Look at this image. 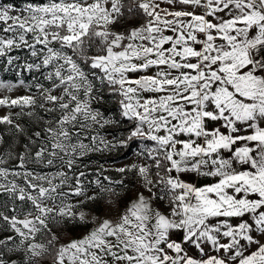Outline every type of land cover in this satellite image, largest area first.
I'll return each mask as SVG.
<instances>
[{
	"label": "snow or ice",
	"instance_id": "obj_1",
	"mask_svg": "<svg viewBox=\"0 0 264 264\" xmlns=\"http://www.w3.org/2000/svg\"><path fill=\"white\" fill-rule=\"evenodd\" d=\"M126 15L143 22L113 31ZM0 72L29 93L0 97L20 110L0 125L28 141L0 155L12 202L0 210V264H17L6 253L20 264H264V0H5ZM105 93L113 115L94 107ZM25 116L43 129L27 135ZM123 123L118 139L89 131ZM137 141L146 163L115 171H135L142 191L116 218L89 220L77 209L96 197L77 162ZM88 223L63 244L51 227Z\"/></svg>",
	"mask_w": 264,
	"mask_h": 264
},
{
	"label": "rangeland",
	"instance_id": "obj_2",
	"mask_svg": "<svg viewBox=\"0 0 264 264\" xmlns=\"http://www.w3.org/2000/svg\"><path fill=\"white\" fill-rule=\"evenodd\" d=\"M3 2V0H0ZM25 0L19 2L18 6L23 7ZM120 25V23L118 22ZM119 25L116 23L111 26L113 31L123 32ZM22 55V54H21ZM31 74L25 73L24 77L25 84L28 83V79H30ZM0 79L6 80L10 83L17 84L12 91H8L6 88H0V97L10 96L15 98L16 96L29 94L25 86H20L17 83V77L13 72H0ZM102 105L108 107L109 109H113L115 107V101L112 97L108 96L105 93V98L103 101L97 102L94 107L99 108L101 112H104L106 115H113L111 111L106 112ZM37 116H43L44 120L51 119L52 116H49L43 112L38 106L33 109ZM19 108H11L0 106V116L8 115L12 113L15 117V113L19 112ZM27 111V109H26ZM58 115V114H56ZM18 123H22L25 125L27 135H31L34 131H41L44 127V121L38 120L36 117L29 118L27 116L23 117L21 120L17 121ZM121 127L122 124H113L107 125L103 129H93L89 130L91 134H99L100 137L105 138L106 140H113L114 138H121L126 136L128 133L124 130L118 129V131L111 132L107 131L109 127ZM128 127V125L126 126ZM0 135H3L4 142L0 143V155L5 156L7 159L8 153H11L13 156L18 155L21 151H23V145L28 143L26 135L16 134L14 135L11 131H9V127L7 125H0ZM88 140H85V143H88ZM137 146L133 153L126 158L120 157L121 153L124 151L125 147H117L111 151H103V152H92L88 156L84 157L82 160L77 162L78 169L86 172L85 179V187L87 191V195L95 196L96 199L94 201H86L83 205H81L77 210L84 211L88 213V219L91 220L93 216L103 218H116L125 208L126 206L136 197V193L138 191H142L141 188V180L135 173V171H130L127 173H119L115 171V169L119 167H131L133 164H143L146 163L144 156L139 155L138 153L141 151L140 142H136ZM35 148H33V151ZM15 164V160H8L5 167H12ZM86 166V167H85ZM29 168H35L36 171H43L45 173L55 172L58 169L53 168H45L43 165L29 164ZM101 172L98 176L97 173ZM107 176L110 180H105L104 177ZM11 179V177H10ZM99 179L101 181V185H97L95 181ZM123 180L124 185L116 183L117 181ZM18 183H22V181H17ZM101 187L104 189H111V191H101ZM84 199L83 197H73L70 199L71 203H76L77 200ZM20 202H17L19 204ZM11 200L7 196V194L0 193V210H3L4 205L11 207ZM30 207V205H25V208ZM99 221H97L98 223ZM95 225L93 223H88L87 225L83 224H68L66 227L63 224L51 225L52 230L60 236L59 243H68L72 239H79L83 235L87 234ZM4 233H0V237H2ZM47 237L38 236V242H44ZM59 245H57L58 247ZM11 255L12 259L17 260V264H20V256L22 253L17 254H7ZM53 255H47L40 260V264H53Z\"/></svg>",
	"mask_w": 264,
	"mask_h": 264
},
{
	"label": "trees",
	"instance_id": "obj_3",
	"mask_svg": "<svg viewBox=\"0 0 264 264\" xmlns=\"http://www.w3.org/2000/svg\"><path fill=\"white\" fill-rule=\"evenodd\" d=\"M23 0H14L15 4L18 6L19 2H21ZM3 2H5V0H3ZM118 22L120 23V25L118 24ZM116 24L119 25V28L122 31H125L126 29H130L136 26H139L140 23L143 22L142 17L139 15L133 16V15H126L125 17H123L122 19H120ZM107 94V93H106ZM102 108L108 112L110 109L104 105H102ZM127 123H123L121 127H109L107 131H111V132H115L118 131V129L120 130H124L127 132ZM137 144L136 142L130 147V148H126L124 149V151L121 153L120 157L122 158H126L129 157L133 151L135 150Z\"/></svg>",
	"mask_w": 264,
	"mask_h": 264
},
{
	"label": "crops",
	"instance_id": "obj_4",
	"mask_svg": "<svg viewBox=\"0 0 264 264\" xmlns=\"http://www.w3.org/2000/svg\"><path fill=\"white\" fill-rule=\"evenodd\" d=\"M162 7H167V5H162ZM137 27V26H136ZM194 179H195V177H194Z\"/></svg>",
	"mask_w": 264,
	"mask_h": 264
}]
</instances>
